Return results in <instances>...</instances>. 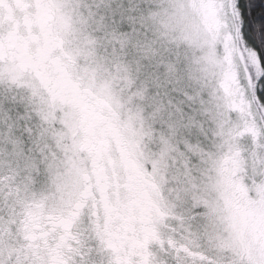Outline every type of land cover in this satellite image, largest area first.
Here are the masks:
<instances>
[{
	"label": "snow or ice",
	"instance_id": "6c2138e0",
	"mask_svg": "<svg viewBox=\"0 0 264 264\" xmlns=\"http://www.w3.org/2000/svg\"><path fill=\"white\" fill-rule=\"evenodd\" d=\"M0 264H264V0H0Z\"/></svg>",
	"mask_w": 264,
	"mask_h": 264
}]
</instances>
